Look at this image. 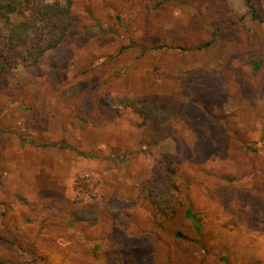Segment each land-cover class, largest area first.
Listing matches in <instances>:
<instances>
[{
	"label": "rangeland",
	"instance_id": "1",
	"mask_svg": "<svg viewBox=\"0 0 264 264\" xmlns=\"http://www.w3.org/2000/svg\"><path fill=\"white\" fill-rule=\"evenodd\" d=\"M252 2L74 0L0 73V264H264Z\"/></svg>",
	"mask_w": 264,
	"mask_h": 264
},
{
	"label": "trees",
	"instance_id": "2",
	"mask_svg": "<svg viewBox=\"0 0 264 264\" xmlns=\"http://www.w3.org/2000/svg\"><path fill=\"white\" fill-rule=\"evenodd\" d=\"M247 1L249 13L261 20L255 4ZM73 4L74 0H0V73L19 65H37L57 48L68 34ZM187 215L195 216L191 209Z\"/></svg>",
	"mask_w": 264,
	"mask_h": 264
}]
</instances>
